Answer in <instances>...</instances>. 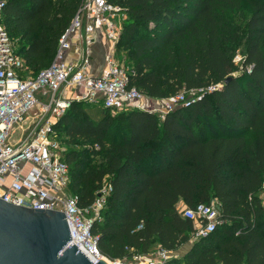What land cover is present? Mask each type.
I'll return each instance as SVG.
<instances>
[{
  "label": "trees",
  "instance_id": "trees-1",
  "mask_svg": "<svg viewBox=\"0 0 264 264\" xmlns=\"http://www.w3.org/2000/svg\"><path fill=\"white\" fill-rule=\"evenodd\" d=\"M82 1L5 0L2 22L31 75L53 62ZM111 1L129 22L117 53L125 47L133 60L130 86L162 98L219 86L164 117L102 106L95 118L88 101L77 100L60 117L55 126L64 143L90 142L65 151L80 205L95 201L104 180L112 184L92 225L101 253L122 259L192 242L163 264H264V0ZM140 23H152L153 31ZM98 156L104 161L96 164ZM212 202L224 223L193 239L194 223L180 203Z\"/></svg>",
  "mask_w": 264,
  "mask_h": 264
},
{
  "label": "built area",
  "instance_id": "built-area-1",
  "mask_svg": "<svg viewBox=\"0 0 264 264\" xmlns=\"http://www.w3.org/2000/svg\"><path fill=\"white\" fill-rule=\"evenodd\" d=\"M4 5L5 0H0V197L28 208L65 213L72 242L94 264L101 258L114 264H163L173 256L172 251L158 248L149 254L122 259H110L101 253L92 225L101 219L112 184L104 180L95 201L89 206L80 205L78 195L70 189L66 147L55 125L74 100L101 102L111 111L148 109L164 117L166 112L190 104L196 96L219 85L182 89L164 98L160 108L142 104L150 96L130 86L131 70L116 57L126 12L122 5L111 0H83L59 39L53 62L31 75L2 22ZM99 33L107 46L104 66L96 75L91 68ZM72 51L76 52V58L70 57ZM243 60L240 54L234 58L235 62ZM189 93L191 98L187 97ZM16 133L19 135L13 140ZM260 196L263 200L264 182ZM181 213L194 223L193 239L215 231L224 223L215 202L184 206Z\"/></svg>",
  "mask_w": 264,
  "mask_h": 264
},
{
  "label": "water",
  "instance_id": "water-1",
  "mask_svg": "<svg viewBox=\"0 0 264 264\" xmlns=\"http://www.w3.org/2000/svg\"><path fill=\"white\" fill-rule=\"evenodd\" d=\"M0 264L94 263L72 242L65 213L0 197ZM96 264L109 262L101 258Z\"/></svg>",
  "mask_w": 264,
  "mask_h": 264
},
{
  "label": "rangeland",
  "instance_id": "rangeland-1",
  "mask_svg": "<svg viewBox=\"0 0 264 264\" xmlns=\"http://www.w3.org/2000/svg\"><path fill=\"white\" fill-rule=\"evenodd\" d=\"M127 14H126V18L124 20V24L127 25L129 22L127 21ZM152 23H149V24H143V23H140V27L141 29H144L146 30V32H152L153 29L149 28L148 27H152ZM159 30H161V28L159 27ZM154 32H156V34L158 33L157 31L154 30ZM139 34H142V31H139L138 32ZM148 35V34H147ZM123 43V42H122ZM121 43V44H122ZM125 47L121 48V51L119 53H117V60L124 64L127 68H130V65L131 63L133 62V60L131 58L128 57V53L127 51H125ZM237 54H240L241 56H244V48H243V45H240L239 48L236 50V53H235V56ZM234 56V57H235ZM235 62V61H234ZM237 65H238V68H241L242 66V62L239 61V62H235ZM187 97L188 98H191L192 97V94H187ZM157 100L156 99H153V98H145L143 101H142V104L146 105V106H151V104L153 105L154 102H156ZM164 104V99L162 101V104ZM90 113L92 114L93 117H98L100 112L102 111V104L101 102H89L88 101V105H87ZM116 112H119L118 111H113V113H116ZM158 112V111H157ZM159 113V112H158ZM18 133L14 134L12 139L15 140L17 137H18ZM64 143V142H63ZM90 145V142L85 140V139H74L70 142H66L64 143V146L66 147V149H71V148H77V149H81L82 147H85V146H89ZM102 161H104V157L103 156H98L96 157L95 159V163L96 164H99L101 163ZM264 200V199H263ZM263 204H264V201H263ZM185 205L180 203L179 205V208H183ZM158 245L156 243L153 244V247H157ZM186 246L185 244H183L181 247H179L178 249L172 251V254L173 256L175 257H181V254L184 252ZM157 250V249H156ZM148 256V255H147ZM146 257V256H145ZM145 260H147V258H144Z\"/></svg>",
  "mask_w": 264,
  "mask_h": 264
},
{
  "label": "crops",
  "instance_id": "crops-1",
  "mask_svg": "<svg viewBox=\"0 0 264 264\" xmlns=\"http://www.w3.org/2000/svg\"><path fill=\"white\" fill-rule=\"evenodd\" d=\"M73 42H74V46L77 47L78 46L77 41L74 39ZM106 46H107L106 40L99 33L96 37V41H95V44L93 47V60H92L93 64H92V68H91V71L93 74H96V75L100 74V72L104 66ZM69 55L71 58L77 57L76 52H74V51H72ZM150 98L157 100L156 102L153 103V105L151 104L150 108H153L155 106L160 108L162 106L161 104H162V101L164 98H162V97H151V96H150ZM185 246H186V248H185L184 252L181 254V256L185 255L186 252L190 249V247L192 246V242L185 243Z\"/></svg>",
  "mask_w": 264,
  "mask_h": 264
},
{
  "label": "bare ground",
  "instance_id": "bare-ground-1",
  "mask_svg": "<svg viewBox=\"0 0 264 264\" xmlns=\"http://www.w3.org/2000/svg\"><path fill=\"white\" fill-rule=\"evenodd\" d=\"M109 262V261H108ZM109 264H114L113 262H109Z\"/></svg>",
  "mask_w": 264,
  "mask_h": 264
}]
</instances>
